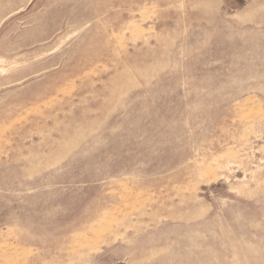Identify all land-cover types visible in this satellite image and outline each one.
Returning <instances> with one entry per match:
<instances>
[{"label":"rangeland","instance_id":"374dc122","mask_svg":"<svg viewBox=\"0 0 264 264\" xmlns=\"http://www.w3.org/2000/svg\"><path fill=\"white\" fill-rule=\"evenodd\" d=\"M0 264H264V0H0Z\"/></svg>","mask_w":264,"mask_h":264}]
</instances>
